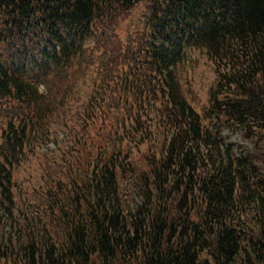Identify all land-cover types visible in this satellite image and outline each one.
<instances>
[{
  "label": "trees",
  "instance_id": "16d2710c",
  "mask_svg": "<svg viewBox=\"0 0 264 264\" xmlns=\"http://www.w3.org/2000/svg\"><path fill=\"white\" fill-rule=\"evenodd\" d=\"M0 264H264V0H0Z\"/></svg>",
  "mask_w": 264,
  "mask_h": 264
},
{
  "label": "rangeland",
  "instance_id": "374dc122",
  "mask_svg": "<svg viewBox=\"0 0 264 264\" xmlns=\"http://www.w3.org/2000/svg\"><path fill=\"white\" fill-rule=\"evenodd\" d=\"M195 53L193 60L185 64L179 72V80L186 96H189V87L193 86L197 97L200 99L197 103L201 104L202 100H207V91L209 85L213 81L214 74L211 65L206 60V57H204L205 55L200 52ZM43 90L44 89L41 88V91ZM222 136L225 138L226 142L249 145L248 142L243 141L240 132L225 130ZM32 165L34 166L35 163ZM23 174L29 178L30 174L34 177L35 172L32 168L27 166L26 172ZM8 230L10 231V228H8Z\"/></svg>",
  "mask_w": 264,
  "mask_h": 264
}]
</instances>
